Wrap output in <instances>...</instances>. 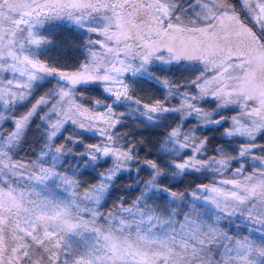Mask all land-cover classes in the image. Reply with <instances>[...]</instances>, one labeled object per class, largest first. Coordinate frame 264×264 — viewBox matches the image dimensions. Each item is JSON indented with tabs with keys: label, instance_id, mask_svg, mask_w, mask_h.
Returning a JSON list of instances; mask_svg holds the SVG:
<instances>
[{
	"label": "snow or ice",
	"instance_id": "6c2138e0",
	"mask_svg": "<svg viewBox=\"0 0 264 264\" xmlns=\"http://www.w3.org/2000/svg\"><path fill=\"white\" fill-rule=\"evenodd\" d=\"M0 264H264V0H0Z\"/></svg>",
	"mask_w": 264,
	"mask_h": 264
},
{
	"label": "trees",
	"instance_id": "16d2710c",
	"mask_svg": "<svg viewBox=\"0 0 264 264\" xmlns=\"http://www.w3.org/2000/svg\"><path fill=\"white\" fill-rule=\"evenodd\" d=\"M62 31V30H61Z\"/></svg>",
	"mask_w": 264,
	"mask_h": 264
}]
</instances>
